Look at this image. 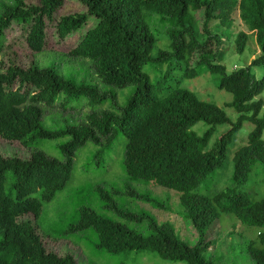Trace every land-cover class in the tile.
I'll list each match as a JSON object with an SVG mask.
<instances>
[{
  "label": "trees",
  "instance_id": "obj_1",
  "mask_svg": "<svg viewBox=\"0 0 264 264\" xmlns=\"http://www.w3.org/2000/svg\"><path fill=\"white\" fill-rule=\"evenodd\" d=\"M79 1L86 11L57 17L64 0H0V136L31 150L28 158L0 153V264H77L72 254L48 250L36 227L43 229L44 206L70 184L79 148L91 142L101 162L120 135L127 175L175 190L180 215L197 232L195 242L184 240L171 221L121 208L104 187L99 198L112 216L80 206L68 229L92 228L96 247L112 253L148 249L185 264H231L238 256L228 257L233 235H245L234 231L238 220L256 228L255 236L239 243L246 262L264 264V0ZM89 21L94 25L77 43L40 64L48 24L65 39ZM239 21L244 28L236 35V50H245L251 33L258 52L248 65L227 72L224 34ZM14 23L26 33L32 57L27 64L17 62L9 46L4 49ZM163 40L167 44L154 52ZM148 63L151 69L145 70ZM256 65L263 66L260 77L252 71ZM204 71L220 75L218 87L232 93L226 105L235 120L224 107L173 83ZM130 85L133 93L120 101L117 90ZM200 121L207 126L202 133L193 129ZM246 122L247 141L232 154ZM229 157L232 171L224 186L202 191ZM133 195L164 207L147 194ZM29 214L37 226L20 219ZM129 222L145 223L146 231ZM216 223L221 230L213 244L208 235Z\"/></svg>",
  "mask_w": 264,
  "mask_h": 264
},
{
  "label": "rangeland",
  "instance_id": "obj_2",
  "mask_svg": "<svg viewBox=\"0 0 264 264\" xmlns=\"http://www.w3.org/2000/svg\"><path fill=\"white\" fill-rule=\"evenodd\" d=\"M38 1L39 0H28V2L31 3H37ZM86 10V6L79 0H64L63 6L57 12V17L61 14L83 12ZM197 21V24L201 26L202 20L198 19ZM13 25L14 26L9 28L6 32L7 36L4 49L9 46L10 49L8 50L11 51L9 54L14 58L16 57L15 59L17 62L27 64L32 60V57L25 42L26 33L18 24L14 23ZM93 25L94 21H89L84 29L71 33L65 39H60L55 32L56 27L54 23L48 24L47 40L45 44L46 52L37 56L40 64H45L50 58H53L54 55H58L56 51L66 52V50L77 43L83 33ZM243 28L244 25L239 21V23L224 34L225 38L223 40V45L225 46V58L223 64L226 66L227 72L232 71L237 66L243 67L248 65L258 52L256 39L251 33H249V39L245 50L242 53L236 50L235 38L238 31ZM165 44H167V40L158 43L154 52ZM1 58L2 55H0V59ZM149 69H151L150 63L145 65V70ZM179 71L180 70H178V72L176 71L177 75L180 73ZM252 71L257 77H260L263 72V66H253ZM155 77L156 76L154 75L152 76V78ZM219 80L220 75L204 71L197 77L185 78L181 79L179 83L175 81H173V83L174 85H180L181 87H186L194 91L202 100L224 107L227 115L232 120H235L237 114L232 107L226 105L227 102L232 101L233 95L231 92L218 87ZM133 90L134 85L127 86L126 89L123 90H117L119 92L120 101L127 99V97L133 93ZM261 96L264 97L263 95ZM206 127L204 121H200L194 125L193 129L202 133L205 131ZM245 127L246 129L244 132L241 131L242 133L240 132L237 137V144H235L231 150L232 154L239 145L244 144L247 141V131L251 129L249 122L245 123L243 128ZM222 130H224V128L220 129L219 132L213 136L212 141ZM47 143L50 144L52 142ZM124 148L125 137L120 135L113 140L112 146L109 148V152L105 153L103 160L97 162L98 159L95 156V153L97 152L98 147H95L91 142L80 147L77 151L75 168L70 184L56 197L55 200L44 206L43 213L40 217V224L43 229L41 230L36 225V219L33 215L29 214L20 219L29 220L37 226V232L42 236L44 244L48 250L54 251L60 255L68 253L72 254L75 257L77 264H185L183 261L164 259L158 254L148 251V249L131 252L130 254L123 252L112 253L96 247L98 241L97 233L92 228L83 231H72L68 229L71 224L76 223V220L78 219L77 211L80 206H89L101 214H105L109 217L112 216L113 212L108 207H105V201L99 198L98 188L104 187L113 192V199L121 208L130 209L138 213L148 212L155 215L160 221H171L184 240H187L190 243L195 242L197 232L180 215L181 205L178 201V193L173 189L165 188L152 181L130 178L124 168ZM0 153L6 156L28 158L31 155V150L19 142L5 140L0 136ZM231 164L232 160L231 157H229L225 163V167L216 170L215 175L212 176L213 179L202 183L200 189L206 191L208 190V187L210 190L223 187L225 182L231 176ZM247 188L251 190V186L248 185ZM131 191H133V193H131ZM140 193L147 194L154 200L162 202L164 207L157 208V206H154V201L146 202L143 201L142 198H135L133 195H140ZM45 214L46 216H44ZM236 222L238 223V226L234 231L241 232L245 235H240L238 233L233 235V238H235L236 241L234 245L231 244L232 248L230 247L229 250L232 249V251L229 252L228 257L238 254L235 259L233 258L234 261L231 262V264H251L246 262V257L244 256V253L241 252L242 246L239 245V243H243L244 238L247 236H255L256 228L247 227L238 220ZM128 224L136 230L146 231L145 223L129 222ZM224 226L229 231L234 229L232 222H226ZM220 230V223L214 224L210 230L208 238L213 240V244L214 240L217 239ZM47 235L52 237H62L52 240L51 237ZM231 238L232 237L230 236H226V241L229 242ZM212 248L213 245L209 246L210 250H212ZM222 250L226 252L225 244L222 246Z\"/></svg>",
  "mask_w": 264,
  "mask_h": 264
}]
</instances>
